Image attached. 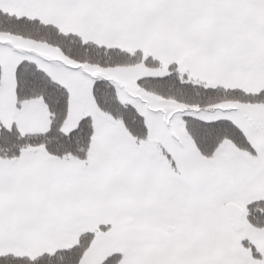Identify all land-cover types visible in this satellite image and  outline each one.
I'll use <instances>...</instances> for the list:
<instances>
[{
    "label": "snow or ice",
    "instance_id": "obj_1",
    "mask_svg": "<svg viewBox=\"0 0 264 264\" xmlns=\"http://www.w3.org/2000/svg\"><path fill=\"white\" fill-rule=\"evenodd\" d=\"M0 264H264V0H0Z\"/></svg>",
    "mask_w": 264,
    "mask_h": 264
}]
</instances>
